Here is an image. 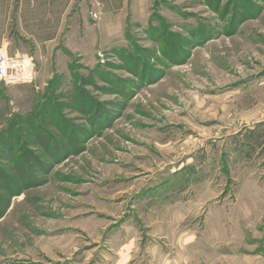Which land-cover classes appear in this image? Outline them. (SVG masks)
I'll list each match as a JSON object with an SVG mask.
<instances>
[{
  "label": "rangeland",
  "instance_id": "1",
  "mask_svg": "<svg viewBox=\"0 0 264 264\" xmlns=\"http://www.w3.org/2000/svg\"><path fill=\"white\" fill-rule=\"evenodd\" d=\"M1 49L0 264H264V0H0Z\"/></svg>",
  "mask_w": 264,
  "mask_h": 264
},
{
  "label": "built area",
  "instance_id": "2",
  "mask_svg": "<svg viewBox=\"0 0 264 264\" xmlns=\"http://www.w3.org/2000/svg\"><path fill=\"white\" fill-rule=\"evenodd\" d=\"M7 53L6 51H4L3 49H1L0 50V53ZM5 59H8V57L6 58V57H3V58H1L0 59V62L2 61V60H5ZM13 59V58H12ZM17 60V59H16ZM18 60H22V59H18ZM2 73H3V71H2V69H1V67H0V80H5V79H7V80H10V79H15V80H20V79H24L22 76H16L15 74H10L9 76H2ZM13 73H15V71H13ZM25 78H27V77H25Z\"/></svg>",
  "mask_w": 264,
  "mask_h": 264
}]
</instances>
